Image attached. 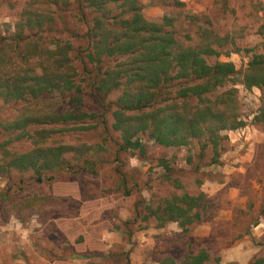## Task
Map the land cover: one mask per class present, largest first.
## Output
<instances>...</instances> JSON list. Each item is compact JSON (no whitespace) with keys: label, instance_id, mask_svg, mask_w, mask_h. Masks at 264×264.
I'll use <instances>...</instances> for the list:
<instances>
[{"label":"rangeland","instance_id":"374dc122","mask_svg":"<svg viewBox=\"0 0 264 264\" xmlns=\"http://www.w3.org/2000/svg\"><path fill=\"white\" fill-rule=\"evenodd\" d=\"M35 6L51 24L33 31L17 28L24 10ZM138 8L149 22L171 20L164 31L180 49L198 47L203 33L210 36L220 55L206 57L207 64L231 62L236 73L204 97L219 104L230 93L234 101L224 100L227 108L224 103L219 108L233 111L241 125L221 131L216 146L202 138L182 148L155 147L143 136V157L119 152L112 113L121 89L100 102L91 94H96V74L117 69L127 58L89 63L93 48L86 32L100 12L74 0H0V79L8 81L27 68L40 76L43 56L26 67L20 55L36 46L38 55L69 46L65 70L75 85L71 92L44 93L37 100H0V264H184L187 256L202 252L208 256L205 264H264V119H257L264 93L241 84L253 56H264V0H138ZM105 13L116 29L123 8L110 5ZM17 29L27 37L18 46L12 42ZM178 82L163 90L162 98L186 86L185 80ZM73 95L81 100L78 108L95 117L59 126L61 132L47 142L75 150L63 156L68 171L8 167L34 150L39 128L8 131L5 125L19 121L25 110H73ZM182 104L199 102L177 106ZM185 195L201 197L192 211L200 219L185 228L175 222L159 227L152 212Z\"/></svg>","mask_w":264,"mask_h":264},{"label":"trees","instance_id":"16d2710c","mask_svg":"<svg viewBox=\"0 0 264 264\" xmlns=\"http://www.w3.org/2000/svg\"><path fill=\"white\" fill-rule=\"evenodd\" d=\"M74 1L81 7L89 6L94 8L95 12H100L99 17L93 20L86 32L87 42L93 48V52L87 55L89 63H101L102 58H127V61L120 63L117 69L100 70L101 75L96 74V77H99L96 94H91L100 102L110 92L121 89L116 109L112 113V129L120 135L119 152L137 151L143 157L146 154V147L141 142L143 136H147L155 147L182 148L189 146L192 140L202 138L216 146L217 135L221 131L241 125L233 111H222L219 108V104L224 103V100L231 103L234 101L230 93L225 97L223 95L219 104L208 102L204 97L216 90L218 84L221 85L226 78L236 73L231 62L207 64L206 57L220 55V52L212 48L210 36L203 33L198 47L180 49L174 35L164 31L165 27L172 25L171 20L165 18L161 24L145 20L138 8V0ZM167 1L159 0L161 3ZM110 5L123 8V15L116 17L118 19L116 29L111 28L109 18L105 17L106 7ZM36 8L37 6L32 8L35 10L28 8L24 10L23 22L21 21L17 28L33 31L51 24L52 18L45 13L37 12ZM25 40L27 37L22 34V30L17 29L12 42L18 46L19 42ZM175 47L176 52H173ZM56 48L51 51L45 49L46 54H43L42 50L41 55H38L36 46L29 55L19 54L21 56L19 61L26 67H30L28 65L30 59L43 56L42 62L38 63L41 75L36 77L35 72L27 68L8 81L0 79V100L16 102L29 97L37 100L44 93L71 92L75 86L72 82L74 75L68 74L65 70L70 47ZM84 65L86 67V64ZM248 65L241 84L249 89L258 88L264 93V56H253ZM2 72L0 71V75ZM182 80L186 81L184 82L186 86L178 90V94L162 98L163 90L176 86L179 84L176 81ZM79 91L77 87L76 93ZM191 99L199 102L197 107L190 105L187 107L183 104L181 107L177 106V103H187ZM80 102L81 100L73 95L71 100V103L75 104L73 110L46 113H30L25 110L18 118L19 121L7 123L5 129L8 131L21 129L20 132H24L25 127L29 125H37L39 128L35 132L37 140L34 141V150L15 158L8 163V167L35 171L62 169L67 172L68 168L62 165L63 156L75 150L66 146L52 148L47 142L53 135L61 132L59 126L94 119V115H89L78 108ZM222 105L227 108L225 103ZM260 115L257 119H264L263 107ZM200 201L201 197L185 195L166 202L159 213L157 209L152 214L159 227L175 222L185 228L200 219L198 213H192ZM207 260L208 256L202 252L196 256H187L183 263L205 264Z\"/></svg>","mask_w":264,"mask_h":264},{"label":"built area","instance_id":"2783aa9c","mask_svg":"<svg viewBox=\"0 0 264 264\" xmlns=\"http://www.w3.org/2000/svg\"><path fill=\"white\" fill-rule=\"evenodd\" d=\"M238 133H239V135L242 137V136H244V134H245V130H241V131H239Z\"/></svg>","mask_w":264,"mask_h":264},{"label":"crops","instance_id":"0c3cea01","mask_svg":"<svg viewBox=\"0 0 264 264\" xmlns=\"http://www.w3.org/2000/svg\"><path fill=\"white\" fill-rule=\"evenodd\" d=\"M28 256H31V253H29V254H27ZM28 260H30V257H29V259Z\"/></svg>","mask_w":264,"mask_h":264}]
</instances>
